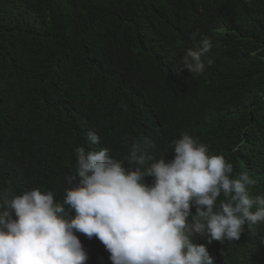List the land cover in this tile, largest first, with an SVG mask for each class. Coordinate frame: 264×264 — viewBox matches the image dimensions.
<instances>
[{
  "label": "trees",
  "instance_id": "trees-1",
  "mask_svg": "<svg viewBox=\"0 0 264 264\" xmlns=\"http://www.w3.org/2000/svg\"><path fill=\"white\" fill-rule=\"evenodd\" d=\"M196 29L213 63L193 78L181 57ZM183 132L232 162L233 176L248 172L251 198L264 196V0H0V189L62 201L75 147L123 160L147 138L153 160H171ZM76 235L86 264H112L96 237ZM195 242L215 264H264V224Z\"/></svg>",
  "mask_w": 264,
  "mask_h": 264
},
{
  "label": "clouds",
  "instance_id": "clouds-1",
  "mask_svg": "<svg viewBox=\"0 0 264 264\" xmlns=\"http://www.w3.org/2000/svg\"><path fill=\"white\" fill-rule=\"evenodd\" d=\"M190 39L181 62L195 78L212 65L202 57L213 42L199 29ZM87 139L101 142L94 130ZM153 147L147 138L135 139L123 160L108 148L75 147V173L66 177L70 187L62 201L50 190L0 189V264H86L76 233L96 237L112 264H215L197 237L239 240L246 224H264V196L250 197L257 181L248 172L233 176L232 162L210 155L187 132L172 142L171 160H153ZM145 177L153 178L151 184Z\"/></svg>",
  "mask_w": 264,
  "mask_h": 264
}]
</instances>
